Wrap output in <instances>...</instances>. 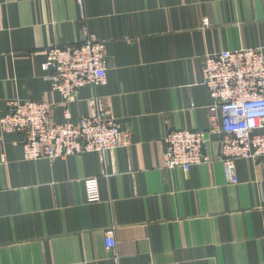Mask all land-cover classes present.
I'll use <instances>...</instances> for the list:
<instances>
[{"label": "crops", "instance_id": "1", "mask_svg": "<svg viewBox=\"0 0 264 264\" xmlns=\"http://www.w3.org/2000/svg\"><path fill=\"white\" fill-rule=\"evenodd\" d=\"M206 21V25H204ZM105 41L106 80L66 104L44 71L47 50ZM264 48V0H0V115L12 101L50 105L76 123L109 110L127 148L52 161L0 139V264H264V159L235 163L227 183L207 128L204 55ZM221 115L215 113L219 128ZM203 131L209 164L163 168L168 131ZM264 133V129L256 132ZM98 179V203L84 181Z\"/></svg>", "mask_w": 264, "mask_h": 264}, {"label": "built area", "instance_id": "2", "mask_svg": "<svg viewBox=\"0 0 264 264\" xmlns=\"http://www.w3.org/2000/svg\"><path fill=\"white\" fill-rule=\"evenodd\" d=\"M47 52L41 68L53 69L47 81L66 104L82 87L105 84V41L86 35L79 46L51 47ZM201 64L203 85L213 99L207 128L209 133L221 134L216 159L223 166L227 183L234 185L238 182L236 161L264 159V133H256L264 129V48L204 55ZM49 112L50 105L45 102H10L8 110L0 115V139L5 134H22L23 158L27 161H52L84 153L104 157L129 145L130 134L120 129L107 109L95 106L89 117L76 123L68 110L61 123L52 122ZM216 112L221 115L219 128L215 125ZM206 142L203 131H168L163 139V168L188 173L196 165L212 163L203 154ZM84 185L87 202L98 203V179L87 178ZM104 243L110 258L118 264L113 229L106 232Z\"/></svg>", "mask_w": 264, "mask_h": 264}]
</instances>
